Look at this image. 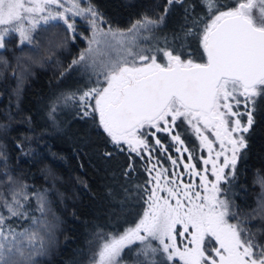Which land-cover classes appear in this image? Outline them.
I'll return each instance as SVG.
<instances>
[{"label":"trees","instance_id":"trees-1","mask_svg":"<svg viewBox=\"0 0 264 264\" xmlns=\"http://www.w3.org/2000/svg\"><path fill=\"white\" fill-rule=\"evenodd\" d=\"M250 1L93 0L115 28L162 18L167 39L156 46L158 53L191 64L206 62L204 39L214 23ZM85 45L56 20L35 28L28 43L10 32L0 48V264H110L119 256L132 261L123 251L140 244L103 259L104 248L143 219L152 191L149 163L156 158L167 164L175 143L159 132L162 151L145 134L148 155L113 142L96 103L103 82L72 65ZM260 86L245 146L218 186L224 220L255 261L264 260V84ZM176 127L201 166L204 149L194 126L181 117ZM217 246L207 232L204 264H213ZM140 264L189 263L159 247L151 261Z\"/></svg>","mask_w":264,"mask_h":264},{"label":"rangeland","instance_id":"rangeland-1","mask_svg":"<svg viewBox=\"0 0 264 264\" xmlns=\"http://www.w3.org/2000/svg\"><path fill=\"white\" fill-rule=\"evenodd\" d=\"M237 12L264 28V0H251ZM56 20L65 22L74 37H81L86 43L72 65L89 70L103 82L96 103L102 124L113 142L148 155H151L150 145L145 134H151L162 151L165 145L158 138L159 132L167 133L175 143L174 155H166L167 164L161 165L156 158L149 163L152 191L143 219L108 244L103 250V259L109 260L125 246L140 242L137 248L123 251L132 261H122L119 256L110 264L151 261L159 247L171 258L204 264L203 238L209 232L218 243L213 264H264V260L250 258L249 249L236 229L225 222L218 198L219 183L225 179L227 170L234 167L245 146L244 133L252 123L253 102L264 79L249 88L236 80L223 79L210 113L189 109L173 98L154 120L116 133L106 121L105 109L109 103L120 100L121 88L130 80L129 73L141 76L167 62L169 65L174 61L183 65L191 62L169 52L158 53L156 46L167 39L162 18H144L129 28H115L107 24L93 0H0V48L10 32L17 33L21 43H28L35 28ZM177 47H181V42ZM89 95L87 92L82 100ZM181 117H186L199 136L204 149L201 166L195 163L177 131L176 122Z\"/></svg>","mask_w":264,"mask_h":264},{"label":"water","instance_id":"water-1","mask_svg":"<svg viewBox=\"0 0 264 264\" xmlns=\"http://www.w3.org/2000/svg\"><path fill=\"white\" fill-rule=\"evenodd\" d=\"M206 62L159 67L136 76L121 88V98L105 109V118L116 133L130 131L157 118L173 98L192 110L210 113L223 79L254 87L264 79V29L242 12L222 17L208 32Z\"/></svg>","mask_w":264,"mask_h":264},{"label":"flooded vegetation","instance_id":"flooded-vegetation-1","mask_svg":"<svg viewBox=\"0 0 264 264\" xmlns=\"http://www.w3.org/2000/svg\"><path fill=\"white\" fill-rule=\"evenodd\" d=\"M258 20H260V19H258ZM253 22V21H252ZM255 25V24H254ZM255 26H257V25H255ZM257 27H259V26H257ZM259 28H261V26L259 27ZM263 28V27H262ZM264 29V28H263Z\"/></svg>","mask_w":264,"mask_h":264}]
</instances>
